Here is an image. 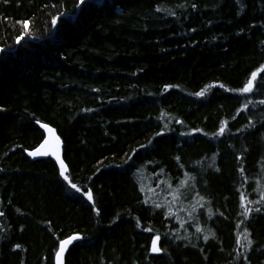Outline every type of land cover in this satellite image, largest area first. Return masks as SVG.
Listing matches in <instances>:
<instances>
[{"label": "trees", "instance_id": "trees-1", "mask_svg": "<svg viewBox=\"0 0 264 264\" xmlns=\"http://www.w3.org/2000/svg\"><path fill=\"white\" fill-rule=\"evenodd\" d=\"M0 48V264H264V0H0Z\"/></svg>", "mask_w": 264, "mask_h": 264}, {"label": "water", "instance_id": "water-1", "mask_svg": "<svg viewBox=\"0 0 264 264\" xmlns=\"http://www.w3.org/2000/svg\"><path fill=\"white\" fill-rule=\"evenodd\" d=\"M45 125H47L48 127H45ZM39 127L41 128V130L43 131L44 133V137L43 139L38 143L37 146H35L34 148H32L31 150H27L26 151V154L33 160H38V159H43V158H46V157H50L56 164V166L61 170V164H60V160H63V154H62V146H63V143H62V140L59 136V134L57 133V131L55 130L54 127H52L51 125L49 124H46V123H39ZM49 129H51V131H49ZM56 137H59V156H60V160H58L56 158L55 155H52L51 154V150H52V147L55 146L56 144ZM45 140H49L50 143L47 147L45 148H42L41 149V154H38L36 156H33L31 155V152L33 151H36V149L40 148V146L42 144H44V141ZM44 153H47V154H44ZM64 162V160H63ZM66 172V165H65V162H64V170H63V174ZM73 235H76V234H72L70 236H73ZM79 236V235H78ZM69 237V236H68ZM68 237L64 238V239H67ZM62 239V240H64ZM155 239V238H154ZM153 239V240H154ZM79 240L76 239V240H73L71 243L65 245V251L61 254V257H60V262L59 264H64V257H65V254L67 252V250L73 245L75 244L77 241ZM156 247H158V244L156 242ZM59 248H60V243H59V246H58V249H57V252L59 251ZM152 248H153V245H152ZM56 252V253H57ZM154 253H157L158 251H153ZM54 264H58V261H57V258H56V254H55V257H54Z\"/></svg>", "mask_w": 264, "mask_h": 264}, {"label": "snow or ice", "instance_id": "snow-or-ice-1", "mask_svg": "<svg viewBox=\"0 0 264 264\" xmlns=\"http://www.w3.org/2000/svg\"><path fill=\"white\" fill-rule=\"evenodd\" d=\"M80 2L81 3H85L86 0H80ZM57 19H58V16L57 17H53V21H52L53 24L56 23ZM23 23H24V25H25V27L27 29V32L26 33H22L21 36L17 37V42H19V40L22 39L23 35H25L27 33H30V28H27L28 22L27 21H24ZM0 51H3V49L0 48ZM252 77L253 78L256 77V73L255 72L252 73ZM251 86H252V81H249L248 84L244 88L240 89V91L241 92L250 91L251 90ZM199 94L200 95H203L204 93L201 92ZM45 127H48V126L45 125ZM49 131H51V129H49ZM220 131L222 133L224 131V129L221 128ZM49 143H50L49 140H45L44 141V144H42L40 146V148L36 149V151L31 152V155L36 156L38 154H41V149L47 147L49 145ZM44 154H47V153H44ZM51 154L52 155H55L56 158L58 160H60V156H59V137H56V144H55V146L52 147ZM60 164H61V172H63V170H64V162H63V160H60ZM69 183H71V181H69ZM72 187L73 188H76L77 186L75 184H72ZM85 195H87L89 199H92V193L90 191L89 192H86ZM97 211H99V210H97ZM246 211L250 213L252 210L251 209H246ZM78 238H79V236H78V234H76V235H73V236H69L67 239L61 240L59 242L60 243V248H59V251L56 253V258H57L58 264L60 262L61 254L65 251V245L71 243L73 240H76ZM158 240H159V236H157L153 240V248H152V251H160V249L155 246L156 245V242ZM17 247H19V245H17Z\"/></svg>", "mask_w": 264, "mask_h": 264}, {"label": "bare ground", "instance_id": "bare-ground-1", "mask_svg": "<svg viewBox=\"0 0 264 264\" xmlns=\"http://www.w3.org/2000/svg\"><path fill=\"white\" fill-rule=\"evenodd\" d=\"M39 123H43V122H39ZM39 123H38V126H39ZM47 124V123H46ZM50 125V124H49ZM53 127V126H52ZM56 130V129H55ZM44 134V133H43ZM27 150H31V149H27ZM26 150V151H27ZM26 151H25V154H26ZM27 155V154H26ZM28 156V155H27Z\"/></svg>", "mask_w": 264, "mask_h": 264}]
</instances>
